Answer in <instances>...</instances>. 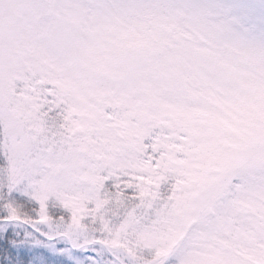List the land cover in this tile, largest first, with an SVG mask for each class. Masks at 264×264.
Masks as SVG:
<instances>
[{"label": "snow or ice", "instance_id": "obj_1", "mask_svg": "<svg viewBox=\"0 0 264 264\" xmlns=\"http://www.w3.org/2000/svg\"><path fill=\"white\" fill-rule=\"evenodd\" d=\"M0 264H264V0H0Z\"/></svg>", "mask_w": 264, "mask_h": 264}]
</instances>
